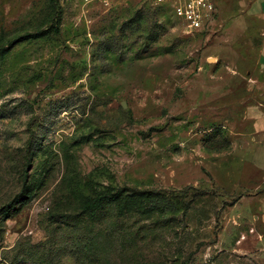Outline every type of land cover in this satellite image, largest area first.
I'll use <instances>...</instances> for the list:
<instances>
[{
    "label": "rangeland",
    "instance_id": "obj_1",
    "mask_svg": "<svg viewBox=\"0 0 264 264\" xmlns=\"http://www.w3.org/2000/svg\"><path fill=\"white\" fill-rule=\"evenodd\" d=\"M215 2L0 0V264H264V0Z\"/></svg>",
    "mask_w": 264,
    "mask_h": 264
},
{
    "label": "built area",
    "instance_id": "obj_2",
    "mask_svg": "<svg viewBox=\"0 0 264 264\" xmlns=\"http://www.w3.org/2000/svg\"><path fill=\"white\" fill-rule=\"evenodd\" d=\"M159 5L172 6L175 15L191 30L202 27L215 11V0H153Z\"/></svg>",
    "mask_w": 264,
    "mask_h": 264
},
{
    "label": "trees",
    "instance_id": "obj_3",
    "mask_svg": "<svg viewBox=\"0 0 264 264\" xmlns=\"http://www.w3.org/2000/svg\"><path fill=\"white\" fill-rule=\"evenodd\" d=\"M51 3L53 4H57L58 3V0H49ZM101 202L100 200H97L96 202H93V203H86L84 205V208L86 210H89V209H95V208H98L100 206Z\"/></svg>",
    "mask_w": 264,
    "mask_h": 264
},
{
    "label": "crops",
    "instance_id": "obj_4",
    "mask_svg": "<svg viewBox=\"0 0 264 264\" xmlns=\"http://www.w3.org/2000/svg\"><path fill=\"white\" fill-rule=\"evenodd\" d=\"M255 114V112H253ZM257 118H264V113L260 110L259 113L256 114Z\"/></svg>",
    "mask_w": 264,
    "mask_h": 264
}]
</instances>
